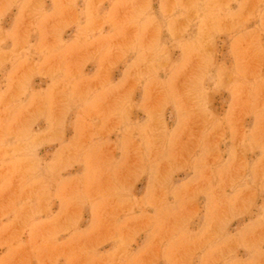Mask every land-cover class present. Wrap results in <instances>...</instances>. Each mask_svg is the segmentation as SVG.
<instances>
[{
	"label": "rangeland",
	"instance_id": "374dc122",
	"mask_svg": "<svg viewBox=\"0 0 264 264\" xmlns=\"http://www.w3.org/2000/svg\"><path fill=\"white\" fill-rule=\"evenodd\" d=\"M0 264H264V0H0Z\"/></svg>",
	"mask_w": 264,
	"mask_h": 264
}]
</instances>
